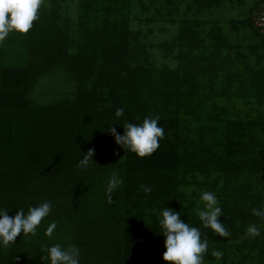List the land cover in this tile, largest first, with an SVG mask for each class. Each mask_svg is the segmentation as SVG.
Instances as JSON below:
<instances>
[{
	"label": "trees",
	"instance_id": "trees-1",
	"mask_svg": "<svg viewBox=\"0 0 264 264\" xmlns=\"http://www.w3.org/2000/svg\"><path fill=\"white\" fill-rule=\"evenodd\" d=\"M263 4L44 0L34 27L4 41L5 60L0 44V210L53 207L35 236L0 246V264H50L42 249L55 244L77 246L80 264H166L165 207L209 242L204 264H264V219L252 214L264 211V37L252 23ZM146 116L165 138L139 158L109 130ZM113 172L123 184L109 203ZM203 191L217 196L227 238L199 220ZM251 224L259 236L246 235Z\"/></svg>",
	"mask_w": 264,
	"mask_h": 264
},
{
	"label": "clouds",
	"instance_id": "clouds-1",
	"mask_svg": "<svg viewBox=\"0 0 264 264\" xmlns=\"http://www.w3.org/2000/svg\"><path fill=\"white\" fill-rule=\"evenodd\" d=\"M44 0H0V44L13 32L27 34L34 27V22L39 20L40 9ZM115 115H124L123 108H117ZM139 119V117H137ZM159 116L152 118L146 116L140 124L125 122L123 135L119 134L115 127L110 128L117 145L131 151L139 158H147L153 155L160 147L159 141L165 138V132L159 126ZM118 154V153H117ZM95 149L90 148L83 159L77 164L78 168H85L93 160ZM106 196L109 203H113V192L123 184L119 174L113 172L106 181ZM141 190L150 193L152 188L142 185ZM200 200L204 204L203 209H196V214L205 228L211 229L220 237L227 238L230 235L225 224L220 221L223 215L222 208L215 193L203 191ZM52 203L44 201L38 206L30 207L25 213L23 209L16 212L15 216L8 215L7 210H0V246L8 248L15 243L21 234L35 236L38 226L51 213ZM155 213L156 209L147 210ZM252 214L264 219V211L252 209ZM160 228L164 239L163 260L166 264H204V256L208 252L209 242L202 239V233L198 227L192 226L181 220V214L171 208L165 207L159 212ZM57 228V222L52 221L45 232L51 237ZM246 235L257 237L260 229L256 224H251L246 229ZM46 253L41 257L50 264H80V251L74 244L62 247L55 244L42 249ZM212 256L221 259L223 252L214 249Z\"/></svg>",
	"mask_w": 264,
	"mask_h": 264
},
{
	"label": "built area",
	"instance_id": "built-area-1",
	"mask_svg": "<svg viewBox=\"0 0 264 264\" xmlns=\"http://www.w3.org/2000/svg\"><path fill=\"white\" fill-rule=\"evenodd\" d=\"M253 27L264 37V4L255 12L252 18Z\"/></svg>",
	"mask_w": 264,
	"mask_h": 264
},
{
	"label": "crops",
	"instance_id": "crops-1",
	"mask_svg": "<svg viewBox=\"0 0 264 264\" xmlns=\"http://www.w3.org/2000/svg\"><path fill=\"white\" fill-rule=\"evenodd\" d=\"M6 127L7 123L0 120V142L6 140Z\"/></svg>",
	"mask_w": 264,
	"mask_h": 264
},
{
	"label": "rangeland",
	"instance_id": "rangeland-1",
	"mask_svg": "<svg viewBox=\"0 0 264 264\" xmlns=\"http://www.w3.org/2000/svg\"><path fill=\"white\" fill-rule=\"evenodd\" d=\"M164 34H165V33H164ZM5 44H6L5 42L2 43V45H3V46H2V50H4V60H5V51H6V49H5Z\"/></svg>",
	"mask_w": 264,
	"mask_h": 264
}]
</instances>
